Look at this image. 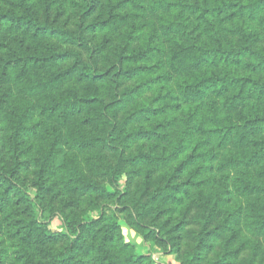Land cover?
<instances>
[{
    "label": "trees",
    "instance_id": "obj_1",
    "mask_svg": "<svg viewBox=\"0 0 264 264\" xmlns=\"http://www.w3.org/2000/svg\"><path fill=\"white\" fill-rule=\"evenodd\" d=\"M158 253L264 264V0H0V264Z\"/></svg>",
    "mask_w": 264,
    "mask_h": 264
},
{
    "label": "rangeland",
    "instance_id": "obj_2",
    "mask_svg": "<svg viewBox=\"0 0 264 264\" xmlns=\"http://www.w3.org/2000/svg\"><path fill=\"white\" fill-rule=\"evenodd\" d=\"M118 216H119L118 221H119V224L121 226V229H122V232H123L125 239L127 241L132 242L135 245H137L138 249L140 251H144L146 248V244H144L142 242L140 235L137 234L136 232H134V230L126 223V221L122 215L119 214ZM51 225L53 228L59 227V220L57 218L53 219L51 222ZM166 256L167 255H163L160 253L153 255L155 261L158 264H171L170 262H174V264H177L176 259L173 255H168V256H171L170 258L168 256L167 257ZM159 257H160V259H158Z\"/></svg>",
    "mask_w": 264,
    "mask_h": 264
},
{
    "label": "crops",
    "instance_id": "obj_3",
    "mask_svg": "<svg viewBox=\"0 0 264 264\" xmlns=\"http://www.w3.org/2000/svg\"><path fill=\"white\" fill-rule=\"evenodd\" d=\"M167 256H168V255H167ZM167 256H166V257H167ZM168 257L170 258L171 256H168ZM158 259H160V257H159ZM168 261H169V260H168ZM170 263H171V264H174V262H170Z\"/></svg>",
    "mask_w": 264,
    "mask_h": 264
},
{
    "label": "built area",
    "instance_id": "obj_4",
    "mask_svg": "<svg viewBox=\"0 0 264 264\" xmlns=\"http://www.w3.org/2000/svg\"><path fill=\"white\" fill-rule=\"evenodd\" d=\"M154 258V257H153Z\"/></svg>",
    "mask_w": 264,
    "mask_h": 264
}]
</instances>
